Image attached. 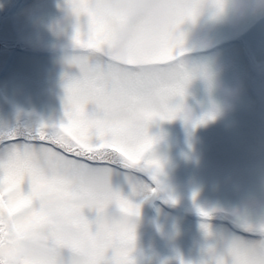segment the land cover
<instances>
[{"label":"rangeland","instance_id":"rangeland-1","mask_svg":"<svg viewBox=\"0 0 264 264\" xmlns=\"http://www.w3.org/2000/svg\"><path fill=\"white\" fill-rule=\"evenodd\" d=\"M57 5L58 0H37L25 17H14L20 20L16 29L25 20L21 39L51 51H16L3 65L0 55V130L65 119L62 77L76 69L64 67L53 51ZM219 5L181 25V60L193 74L183 98L174 100L181 113L148 127L153 144L145 155L160 164L157 191L133 177V194L123 169L110 177L113 189L139 205L134 264H216L238 238L239 223L264 221V5ZM197 207L227 216L216 211L206 220ZM202 224L210 226L207 232Z\"/></svg>","mask_w":264,"mask_h":264},{"label":"snow or ice","instance_id":"snow-or-ice-1","mask_svg":"<svg viewBox=\"0 0 264 264\" xmlns=\"http://www.w3.org/2000/svg\"><path fill=\"white\" fill-rule=\"evenodd\" d=\"M199 7L200 0H193L176 16L174 33L160 37L154 55L145 57L138 48L123 67L104 52L105 25L89 21L92 36L73 34L67 63L76 72L62 77L64 121L0 130V248L10 242L15 222L31 212L37 195H57L87 210L105 233L104 245L84 264H134L130 254L139 205L113 189L110 177L123 169L133 194V177L157 191L160 164L145 155L153 144L148 127L182 111L174 100L183 98L193 73L181 60L186 50L180 26L195 20ZM196 211L206 220L216 211L227 216L223 210ZM201 227L207 232L210 226ZM216 264H264V221L239 223L238 238Z\"/></svg>","mask_w":264,"mask_h":264},{"label":"clouds","instance_id":"clouds-1","mask_svg":"<svg viewBox=\"0 0 264 264\" xmlns=\"http://www.w3.org/2000/svg\"><path fill=\"white\" fill-rule=\"evenodd\" d=\"M192 3L193 0H58L61 16L50 30L53 51L62 65L70 68L67 57L73 51V34L92 36L95 29L89 21H95L107 28L102 40L104 52L123 67L121 62L135 57L138 48L145 57L154 55L160 37L174 33L176 16ZM260 3L264 5V0ZM219 7L200 3L198 13L204 9L212 13ZM105 241L104 231L83 209L57 195L39 194L31 212L15 222L10 242L0 248V264H84L93 249Z\"/></svg>","mask_w":264,"mask_h":264},{"label":"flooded vegetation","instance_id":"flooded-vegetation-1","mask_svg":"<svg viewBox=\"0 0 264 264\" xmlns=\"http://www.w3.org/2000/svg\"><path fill=\"white\" fill-rule=\"evenodd\" d=\"M0 55L5 54L4 61H10V59L16 51H32L35 53H41V50L45 48L26 43L20 33L24 30V22L20 25L19 29L15 28V25L20 22L17 20L15 15H22L25 17L27 14V9H30V5H37V0H0ZM19 15V16H20ZM21 18V17H20ZM17 22V23H16ZM20 24V23H19ZM27 45L28 48L25 50L22 46ZM1 65V66H2Z\"/></svg>","mask_w":264,"mask_h":264},{"label":"trees","instance_id":"trees-1","mask_svg":"<svg viewBox=\"0 0 264 264\" xmlns=\"http://www.w3.org/2000/svg\"><path fill=\"white\" fill-rule=\"evenodd\" d=\"M24 49H27L28 48V46L27 45H24V46H22ZM41 51H43V50H41ZM45 51H47V52H49V51H51V49H47V50H45Z\"/></svg>","mask_w":264,"mask_h":264}]
</instances>
